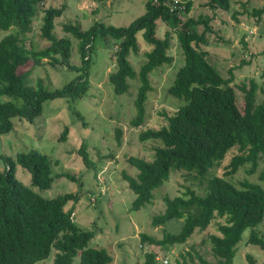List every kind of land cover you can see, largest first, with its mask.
Returning <instances> with one entry per match:
<instances>
[{
  "label": "trees",
  "instance_id": "1",
  "mask_svg": "<svg viewBox=\"0 0 264 264\" xmlns=\"http://www.w3.org/2000/svg\"><path fill=\"white\" fill-rule=\"evenodd\" d=\"M43 1L0 0V134L12 128L13 117L33 121L40 115L42 101L47 98L74 97L85 92L87 52L96 36L113 39L115 68L107 75L113 92L126 91L128 79L136 78L138 83L132 100L135 111L129 124H141L145 99L151 89L149 73L172 60L169 47L174 33L183 60L166 91L179 99V103L170 113L161 111L164 123L137 132L140 141L158 142L149 159L128 155L126 160L136 168V173L122 171L121 175L134 193L131 200L134 210L151 200L152 189L167 179L171 169L193 172L197 178L205 179V183L202 193L187 187L180 194L163 195V210L152 214L149 223L154 226L181 219L179 227L164 231L160 237L140 231L138 240L140 244L162 248L184 242L194 229H204L212 222L216 231L208 232L207 240L213 259L205 258L191 247L193 253L185 250L177 264H233L237 244L243 237L245 244L264 250V235L255 229L264 216V186L247 179L236 186L225 178L242 165H247L246 172L252 173L259 159L264 161V97L256 99L259 85L251 76L232 83L233 68L247 63V59L228 67L227 76L208 61L205 34L213 31L211 16L189 15L195 0H144L143 12L125 25L94 20L81 29L78 23L68 21L62 24V29L76 39L81 58V64L74 66L69 62L71 39L67 34L57 37L52 31L54 18L62 12L63 3L43 8L39 35L48 43L40 48L25 44L24 34L32 28V19ZM198 1L211 11L227 10L230 6V0ZM263 12L264 4L251 8L256 18ZM158 22L166 24L161 36L157 34ZM197 24L202 26L200 31L195 28ZM137 31L150 46L143 51L144 60L134 69L128 54L139 48ZM261 53L264 54V49ZM43 58L50 65L76 67L80 74L58 88L44 87L39 78L30 84L28 76ZM236 89L240 92L239 105ZM66 131L64 125L58 139L63 140ZM114 131L116 142H120L121 128L116 126ZM233 147L235 151L224 164L222 173H209V168L218 165ZM76 150L83 164L92 168L94 161L83 140ZM0 161L3 164L0 168V264H72L75 256V264L110 262L111 255L105 247L88 245L94 228H81L72 218L73 206L80 196L78 190L46 197L19 181L14 171L16 164L25 168L30 183L40 189L48 188L53 176L75 181L73 174L60 171L51 175L50 158L34 147L16 151L14 155L0 152ZM258 178L264 181V169L259 171ZM244 229L247 233L242 237ZM244 256L247 264H257L252 253L246 252ZM156 262L154 250L143 251L142 264Z\"/></svg>",
  "mask_w": 264,
  "mask_h": 264
},
{
  "label": "rangeland",
  "instance_id": "2",
  "mask_svg": "<svg viewBox=\"0 0 264 264\" xmlns=\"http://www.w3.org/2000/svg\"><path fill=\"white\" fill-rule=\"evenodd\" d=\"M62 3L63 10L54 18L52 31L57 37L67 34L71 39L69 62L74 66L81 64L80 54L76 39L62 29L63 23L76 22L81 29L88 27L94 20L125 25L144 10V0H44L32 19V28L24 34L27 46L31 43L34 48H40L48 43V40L39 35L43 8ZM263 4L264 0H230L227 10L211 11L195 0L188 11L193 16L198 13L211 16L209 22L213 31L205 34L207 59L223 76L228 75L227 68L231 65L239 64L241 59L248 60L233 68L232 83L250 76L256 79L259 85L257 100L264 97V54L261 53L264 49V12L256 18L251 13V8ZM179 16L183 18V15ZM165 27V23L158 22L157 34L161 36ZM195 28L200 31L202 26L197 24ZM136 41L138 50L128 54V60L134 69L144 60L143 51L150 46L142 39L140 31L136 32ZM113 47L111 37H94L92 47L87 52L88 87L85 92L80 96L43 100L41 113L33 121L13 117L12 128L0 134V152L14 155L16 151L34 147L50 158L51 175L66 171L75 176V181L65 176H53L49 187L40 189L30 183L29 172L25 168L16 164L14 171L19 181L46 197L78 190L80 196L73 206L72 218L81 228H94L95 233L88 240V245L105 247L111 255L107 264H142L143 251L147 249L156 252V264H177L185 250L193 253L191 247L212 260L207 240V233L216 231V225L212 222L204 229H194L184 242L162 248L140 244L138 240L140 231L160 237L164 231L177 230L181 219H170L153 226L149 223L151 215L163 210V195L180 194L187 187L202 193L205 179L197 178L193 172L171 169L167 179L152 189L151 200L134 210L131 209L134 193L121 175L122 171L130 175L136 173V168L126 160L128 155L149 159L153 146L158 142L154 139L140 141L137 132L145 127H158L164 123L161 111L170 113L179 103V99L166 91L176 68L183 60L178 40L173 33L169 47L172 60L155 67L149 73L151 89L145 99L143 122L137 126L129 124L135 111L132 100L138 83L136 78L128 79L126 91L116 94L107 77L115 68ZM79 74L80 70L76 67L70 69L50 65L43 58L41 64L31 70L28 82L34 84L39 78L44 87L52 89L73 80ZM236 96L239 105L241 98L238 89ZM64 125L67 126V131L64 139L60 140L58 136ZM116 126L121 128L120 142H116L114 138ZM81 140L86 143L87 152L94 161L92 168L86 167L77 153ZM233 151L235 147L226 152L219 164L209 168L208 172L221 174ZM2 166L0 161V168ZM247 167L242 165L225 178L236 186H240L243 179L264 186V181L258 178L259 171L264 169V161L259 159L252 173L246 172ZM69 204L70 201L65 207ZM246 229L241 234L242 237L246 235ZM255 229L264 235V216ZM244 239L245 237L237 244L233 264H247L244 256L246 252L254 255L257 264H263L264 250L254 244H245ZM193 258L195 259L194 255ZM162 259H166V262L163 263ZM185 259L190 262L186 254ZM46 261L49 262L50 259ZM76 262L77 256L73 258L72 264Z\"/></svg>",
  "mask_w": 264,
  "mask_h": 264
},
{
  "label": "built area",
  "instance_id": "3",
  "mask_svg": "<svg viewBox=\"0 0 264 264\" xmlns=\"http://www.w3.org/2000/svg\"><path fill=\"white\" fill-rule=\"evenodd\" d=\"M173 2L176 1V0H172ZM157 258V256H156ZM162 262L165 263L166 262V259H162Z\"/></svg>",
  "mask_w": 264,
  "mask_h": 264
}]
</instances>
